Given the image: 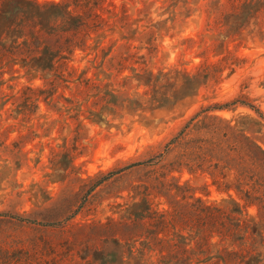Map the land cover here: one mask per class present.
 Here are the masks:
<instances>
[{
    "label": "rangeland",
    "instance_id": "374dc122",
    "mask_svg": "<svg viewBox=\"0 0 264 264\" xmlns=\"http://www.w3.org/2000/svg\"><path fill=\"white\" fill-rule=\"evenodd\" d=\"M98 12L106 23L55 60L61 74L0 67V213L36 220L0 215V264L11 253L36 264H161L185 240L171 235L170 247L135 210L147 185L170 173L229 205L209 174L178 169L185 143L217 123L264 148V119L248 105L264 113V0H104ZM60 36L48 42L62 48Z\"/></svg>",
    "mask_w": 264,
    "mask_h": 264
},
{
    "label": "trees",
    "instance_id": "16d2710c",
    "mask_svg": "<svg viewBox=\"0 0 264 264\" xmlns=\"http://www.w3.org/2000/svg\"><path fill=\"white\" fill-rule=\"evenodd\" d=\"M103 1L0 0V67L7 65L12 69L20 61L28 70H56L61 74L55 60L65 58L64 52L71 55L76 48H86L90 33L98 32L106 23L98 12ZM61 33L62 48L55 46L58 41L48 42L61 38ZM248 105L264 119V113L257 106ZM175 164L191 174H209L213 184L229 194L230 201L229 205L208 203L196 196L199 187L189 181L181 183L179 178L169 177L170 173L148 184V195L141 198L135 210L140 208L141 218L152 219L157 235L162 233L169 238L177 234L185 240L181 254L170 250L160 263L193 264L195 259V264H260L264 254V148L250 136L237 134L232 126L210 123L188 139ZM226 172L232 173V179L223 182ZM151 193L164 197L168 208L156 210ZM252 207L256 213L249 218L248 210ZM0 215L36 223L15 213ZM216 237L220 246L217 254H213L212 239ZM191 242L194 243L192 249L189 248ZM6 244L10 249L21 248L11 240ZM168 245L174 247L175 243L169 238ZM3 259V264L38 262L33 254L23 257L11 253Z\"/></svg>",
    "mask_w": 264,
    "mask_h": 264
}]
</instances>
